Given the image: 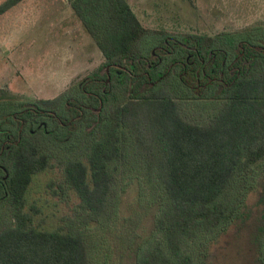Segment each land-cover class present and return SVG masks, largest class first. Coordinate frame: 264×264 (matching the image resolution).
I'll use <instances>...</instances> for the list:
<instances>
[{"label":"trees","instance_id":"obj_1","mask_svg":"<svg viewBox=\"0 0 264 264\" xmlns=\"http://www.w3.org/2000/svg\"><path fill=\"white\" fill-rule=\"evenodd\" d=\"M20 1L0 3V15ZM66 1L105 61L76 88L52 99L27 101L1 89L0 264H92L93 251L83 233L36 225L25 210L26 194L33 175L50 166L55 150L83 149L86 160L72 156L64 162L65 180L82 207L102 217L114 184L110 164L124 161L128 146L139 157L146 182L159 194L154 224L159 239L136 250L133 264H195L194 255L185 250L189 240L204 231H224L242 217L252 191L259 190L264 199V50L253 46L264 44V27L217 35L171 32L144 25L129 0ZM243 33L244 64L233 53ZM170 34L195 35L196 41L189 43L200 52L198 76L193 69L180 79L157 59L149 67L153 45ZM183 56L177 50L164 60ZM107 65L112 79L103 93L100 71ZM117 65L141 76L134 79L132 92L130 74L121 70L118 77ZM221 76L224 82L206 84L209 77ZM117 87L122 101L112 104ZM97 94L108 103L100 121L89 131L81 123L72 126L76 108L87 100L97 104ZM187 98L203 106L202 119L183 114ZM50 109L59 122L50 119ZM239 180L245 184L233 202L228 198ZM258 233L262 247L257 261L264 264V225Z\"/></svg>","mask_w":264,"mask_h":264},{"label":"rangeland","instance_id":"obj_2","mask_svg":"<svg viewBox=\"0 0 264 264\" xmlns=\"http://www.w3.org/2000/svg\"><path fill=\"white\" fill-rule=\"evenodd\" d=\"M5 0H0L3 3ZM144 25L171 32L217 35L264 27V0H129ZM104 56L66 0H21L0 15V91L32 101L52 99L76 88L100 67ZM116 99L121 89L114 90ZM184 101L183 114L199 120L206 114L194 100ZM55 150L50 166L33 175L25 210L44 229H79L93 251L92 264H133L135 252L159 239L155 219L159 194L146 182L144 167L131 146L124 161L110 164L114 173L108 211L94 217L64 175L72 156L86 160L83 149ZM245 184V183H244ZM239 180L229 200L235 202ZM224 231H204L185 244L195 264H259L256 238L264 225V199L252 191ZM259 247V250H258Z\"/></svg>","mask_w":264,"mask_h":264},{"label":"flooded vegetation","instance_id":"obj_3","mask_svg":"<svg viewBox=\"0 0 264 264\" xmlns=\"http://www.w3.org/2000/svg\"><path fill=\"white\" fill-rule=\"evenodd\" d=\"M259 26L262 27L263 25L262 24L253 25L252 29H258ZM244 30H246V29H244ZM243 37H245L244 33L241 36L239 42L237 43V46H236L233 53H234V56L236 57V59L241 60L240 62H242L244 64L245 63L244 58L246 55V48H245L244 42L246 40ZM189 39H194V41H196V37L193 34L188 35V37L184 36V35H176V34H170L168 36H165V35L162 36L161 42L156 46L153 45V48L151 50V55H150L151 59H149V58L146 59L149 62V67H151V65H152L151 63H153L154 60L157 59L159 64L165 65L167 72H171L172 75H175V76L178 75V78H180V79L183 78V74H187L189 71H191V73H192L193 69L195 71V74L198 76V68L199 67H197V66H198V59L200 57V52L197 50L195 45H192L189 43ZM253 46L255 47L256 51L257 50H264L263 49L264 44H254ZM177 50L182 51L184 53V56L181 58H176L173 61H171L170 63H167V61L165 62L164 58L168 55H176ZM224 53H225V55H224L225 57L223 60V66L226 63L227 51H225ZM210 54H213L212 60L215 61L216 54H214V52L212 50L210 51ZM152 60H153V62H152ZM104 61H105V59H104ZM150 61H151V63H150ZM201 61H204V59ZM194 66H196V67H194ZM106 67H108L109 69L108 70L105 69L104 73H102V70L104 68L100 71L101 75L103 76L102 77L103 81H102V83H100L101 88H102L101 91L103 93L106 91L105 80L108 78V76H110V81L112 79L110 66L107 65ZM115 67H117V70H115L114 73L118 77L123 76V73L120 72L121 70H124L130 74L129 79H130V82L132 83L131 84V92H132L133 87L136 83V82H134V79H136L135 81H139L141 76L139 74L130 73L124 67L122 68L118 65ZM241 70L242 69H240V71ZM145 72L149 73V71H145ZM221 75H223L222 72H221ZM163 76L164 75L160 74L161 79ZM210 82L211 83H219V82L221 83V82H224V80H223L222 76L219 78L209 77V80L207 81L206 84H209ZM152 83H154V82H152ZM117 86L120 87L119 85H117ZM146 86H147L146 82L142 83V85L140 86L141 90L145 89ZM115 88H116V86H115ZM115 88H114V90H115ZM97 98H98V103L94 104V105H92L90 103L91 102L90 100H87V102H84V103H80V105L76 108V110H78L79 113L71 117V118H75V123L72 124V126L73 125L76 126L77 124L80 125V123H81L84 126V128L86 129V131L91 130V128L93 126H96V124L100 121V117H101L103 107L105 106V104L108 106V103H104L102 96L97 94ZM116 98L117 97H114L113 99H111V101L113 102L112 104H116V103L122 101V99H116ZM125 101H128V99L126 98ZM98 107H101V109L97 110ZM49 114L51 115L50 119L52 121H54V122L58 121L59 122L58 115L52 109L49 110ZM69 116H71V115L69 114ZM44 126H46V125L44 124Z\"/></svg>","mask_w":264,"mask_h":264},{"label":"water","instance_id":"obj_4","mask_svg":"<svg viewBox=\"0 0 264 264\" xmlns=\"http://www.w3.org/2000/svg\"><path fill=\"white\" fill-rule=\"evenodd\" d=\"M105 69L108 70L109 68H108V67L104 68V69L102 70V73L105 72ZM109 81H110V76H108V78L105 80V83L107 84V83H109ZM100 109H101V107H98V108H97V110H100Z\"/></svg>","mask_w":264,"mask_h":264}]
</instances>
